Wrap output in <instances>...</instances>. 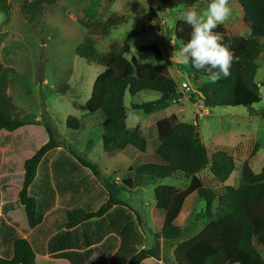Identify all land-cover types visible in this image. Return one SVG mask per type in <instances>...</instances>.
I'll return each mask as SVG.
<instances>
[{
	"label": "trees",
	"instance_id": "trees-1",
	"mask_svg": "<svg viewBox=\"0 0 264 264\" xmlns=\"http://www.w3.org/2000/svg\"><path fill=\"white\" fill-rule=\"evenodd\" d=\"M197 1L200 0H162V3L171 9L192 6ZM239 1L251 30L249 37L232 36L223 25L215 29L222 35V43L239 57L238 62L233 63L230 76L215 84L205 82L196 91L193 88L191 95L208 107L243 106L264 117V110L253 108L262 101L260 83L255 78L263 48L260 39L264 38V0ZM55 3V0H26L21 13L34 21ZM11 10L10 0H0V12L9 14ZM95 25L103 28V35L117 26L113 18L107 20L106 26ZM95 25L86 24L92 33H98ZM190 33V26L182 20L176 23L175 34L183 45L190 39ZM137 49L153 55L155 63L142 62L136 56L128 59V44H113L108 53L101 54L92 35L77 46L76 53L105 66L109 72L101 98L105 115L102 148L107 157L123 153L137 162L135 175L124 180L125 186L133 189L178 174L190 179L185 189L174 185L155 188L164 223L161 231L155 233L154 245L145 248L141 215L103 184L98 164L72 147H64V137L45 112L41 122L48 141L25 160L18 200L10 199L8 179H0V264H142L151 258L161 260V240L174 247V262L168 259L165 264H264L256 246V243L264 246V167L256 173L247 159L242 162L239 184H225L236 169L237 158L222 149L209 156L198 123L181 121L172 114L143 130L129 128L127 92L132 96L144 90L160 94L156 100L133 104L146 113L183 95L169 73L160 46L150 43ZM190 66L197 79L206 78L204 71L191 63ZM12 71L0 63L1 147L19 144L24 134L12 133L29 123L23 117L24 110L7 94ZM66 125L79 130L81 120L70 115ZM257 150L258 144L252 154ZM6 152H0V168L13 172L15 166L3 162ZM207 168L216 186L206 185L198 175ZM192 194L205 202V208L196 214L191 226L182 227L175 221ZM20 207L27 217V236L12 222L11 214ZM200 219H206V224L193 234Z\"/></svg>",
	"mask_w": 264,
	"mask_h": 264
},
{
	"label": "rangeland",
	"instance_id": "rangeland-1",
	"mask_svg": "<svg viewBox=\"0 0 264 264\" xmlns=\"http://www.w3.org/2000/svg\"><path fill=\"white\" fill-rule=\"evenodd\" d=\"M24 1L26 0H10L11 12H0V63L13 69L9 75L7 94L13 103L24 110L23 117L29 122L12 133L24 134V139L19 144L0 146L1 154L10 152L5 153L4 164L15 166L13 172L0 168V179L7 178L10 184L8 190L11 200H18L25 160L48 141V134L41 122V115L45 112L54 128L64 137V147L79 150L85 159L98 164L103 174V183L141 215L147 249L154 245L155 233L161 231L164 223V215L160 214L158 209L160 205H156L155 188L159 185H174L185 189L190 184L189 178L178 174L166 179L151 180L141 187L130 189L125 186L124 180L134 177L138 166L135 159L123 153L115 157L104 155L101 134L105 115L101 109V98L109 72L105 66L82 58L76 53L77 46L90 35L101 54L108 53L113 44H128L130 50L126 57L131 59L136 56L142 62L155 63V58L151 54L139 52L137 47L157 43L165 57L170 75L178 84V91L183 94L182 97L171 100L173 111L179 114L180 119L198 123L200 137L207 145L221 138L241 137L246 129H255L258 140L262 142L261 157L254 160L257 152H252L259 142L254 136H246V147L245 144L237 147L235 153L239 159V150L246 148L250 165L264 161V122L258 119L250 123L246 118L248 109L243 106L209 107L210 112L206 114L208 109L204 103L197 97L192 99L191 95L193 88L204 84L206 78L197 79L190 63L171 59L174 50L179 52L183 47L175 34L176 23L181 20L180 12L188 8L202 10L209 0H200L192 6L179 5L171 9L165 7L162 0H55L56 3L49 6V10L34 21H29V16L21 13ZM239 2L230 0L233 14L231 19L222 25L228 34L248 38L251 30L244 20V12ZM109 18H113L117 26L109 34L103 35V28H97L95 23L106 26ZM89 23L95 25L98 33H92L87 28L86 24ZM260 42L263 48L258 59L260 67L255 80L260 83L261 91L264 88L261 84L264 81V38L260 39ZM185 84L190 86V90ZM61 86L65 89H61ZM137 95L132 96L127 92L125 96V105L130 116L128 126L142 128L148 125V114L133 107V104L155 100L160 94L144 90L138 99L135 97ZM259 105L260 110H264V95L260 104L255 105L256 109ZM70 115L81 120L79 130L67 127L66 121ZM32 142H35V146ZM241 165H236L226 184H239ZM253 171L258 173V170ZM199 176L206 185L216 186L209 168ZM184 204L178 221L182 227L191 226L196 214L205 208V202L197 199L195 194L190 195ZM155 205L157 208L154 210ZM11 217L12 222L17 223L22 231L29 228L23 207L13 212ZM205 220H198L193 234L205 225ZM256 246L264 258V246L258 243ZM173 250L174 247H169L161 240V260L152 258L146 264H160L159 260L164 262L168 259L173 263Z\"/></svg>",
	"mask_w": 264,
	"mask_h": 264
},
{
	"label": "clouds",
	"instance_id": "clouds-1",
	"mask_svg": "<svg viewBox=\"0 0 264 264\" xmlns=\"http://www.w3.org/2000/svg\"><path fill=\"white\" fill-rule=\"evenodd\" d=\"M232 14L230 0H209L199 11L195 8L182 10L180 19L190 26V39L179 52L174 50L171 59L182 60L185 64L190 62L194 68L206 73V82L211 84L230 76L231 67L239 57L222 43L223 37L215 29L226 24ZM261 94L264 95V88Z\"/></svg>",
	"mask_w": 264,
	"mask_h": 264
},
{
	"label": "crops",
	"instance_id": "crops-1",
	"mask_svg": "<svg viewBox=\"0 0 264 264\" xmlns=\"http://www.w3.org/2000/svg\"><path fill=\"white\" fill-rule=\"evenodd\" d=\"M142 92V91H141ZM140 92V93H141ZM140 93H138V95L137 96H135L137 99H138V97H139V95H140ZM158 98V97H157ZM156 100V99H155ZM170 105V106H169ZM253 108H254V110H259V109H261V106L259 105V108L258 109H256V107H255V105L253 106ZM127 109V108H126ZM208 109V111H206L205 113L206 114H208L209 112H210V110H209V108H207ZM248 112H247V114H246V118L248 119V120H250V123H252L253 122V120H256V121H258V119H261L263 122H264V117L261 115V114H258V111H254V112H250L249 110H247ZM153 112V113H152ZM152 113V114H151ZM146 114H148V117H149V120H148V122H147V124L148 125H150V124H152V123H154V122H156V121H158V120H160V119H163V118H165V117H168V116H170V115H172V114H176L178 117H179V119H180V116H179V114L178 113H176L175 111H173V108H172V106H171V101H169V102H165V103H162V104H160L158 107H157V109L155 108L153 111H151L150 113H146ZM205 115V114H204ZM183 116V115H182ZM129 119H130V116H129V114H128V118H127V126H128V122H129ZM181 120V119H180ZM182 121V120H181ZM137 124V123H136ZM147 125V126H148ZM129 128H132V129H134V128H139V127H130V126H128ZM146 126H144V127H140L139 129H141V130H143L144 128H145ZM247 131L241 136V137H237V138H231V139H225V138H221V139H217L214 143H211L210 145H207V144H205L206 145V147H207V152H208V155L209 156H211L214 152H215V150H217V149H222V150H226L227 152H229L230 154H232L233 156H235L236 158H237V156H236V153H235V149L237 148V147H241L243 144H245V143H247L246 142V136H248V138H250V137H252V136H254L256 139H257V141H259L258 140V138H257V133L255 132V129H246ZM263 132H264V129L262 130ZM256 133V134H255ZM202 135V134H201ZM202 140H203V142H204V139L202 138ZM205 143V142H204ZM258 144H259V148H258V150H257V153H256V155H255V157H254V160L256 161L259 157H261V152L260 151H262V142L261 141H259L258 142ZM245 147H246V144H245ZM254 148V147H253ZM245 149V150H244ZM242 148L241 150H239V153H241L240 155H239V159L237 158V163H236V165L237 164H242V162L244 161V160H246V159H248V151H246V148ZM78 152H80L79 150H77ZM262 161V160H261ZM260 161V162H261ZM263 162V163H262ZM260 164H258V163H256L254 166L253 165H251V167L254 169V170H258V173L259 172H261V170H262V168L264 167V161H262ZM242 166V165H241ZM204 171V170H203ZM202 173V171L198 174V175H200ZM102 181H103V174H102ZM231 177V176H230ZM230 179V178H229ZM229 179L226 181V182H228L229 181ZM114 182H115V180H114ZM104 185H105V183H103ZM226 184V183H225ZM105 186H107L108 188H109V186L106 184ZM141 187V186H140ZM179 188V187H178ZM110 189V188H109ZM183 189V188H182ZM111 190V189H110ZM114 193V192H113ZM116 194V193H115ZM117 195V194H116ZM120 197V196H119ZM188 198V197H187ZM123 199V198H122ZM124 200V199H123ZM187 200V199H186ZM186 202V201H185ZM156 205H157V202H156ZM155 205V207H154V210L157 208V206ZM185 205V204H184ZM183 210H184V206H183V209H182V211L180 212V214H179V216L177 217V219H176V221H175V223L176 224H178V225H180L181 226V224L178 222L179 221V218H180V216H181V214H182V212H183ZM161 214V213H160ZM13 223H15L14 221H13ZM17 224V223H16ZM204 224H206V222L204 223ZM18 225V224H17ZM19 226V225H18ZM203 226H205V225H203ZM203 226L201 227V229L203 228ZM29 227V226H28ZM161 229H162V227H161ZM200 229V230H201ZM19 230H20V232L24 235V236H27V234H26V231H28L29 230V228L27 229V230H25V231H22L21 229H20V227H19ZM199 230V231H200ZM152 260V258L151 259H147V260H145L142 264H146V263H148L149 261H151ZM156 261H157V259H156ZM160 264H165L164 262H161L160 260L158 261Z\"/></svg>",
	"mask_w": 264,
	"mask_h": 264
},
{
	"label": "built area",
	"instance_id": "built-area-1",
	"mask_svg": "<svg viewBox=\"0 0 264 264\" xmlns=\"http://www.w3.org/2000/svg\"><path fill=\"white\" fill-rule=\"evenodd\" d=\"M185 87H188V89L190 90V86H188V84H185Z\"/></svg>",
	"mask_w": 264,
	"mask_h": 264
},
{
	"label": "water",
	"instance_id": "water-1",
	"mask_svg": "<svg viewBox=\"0 0 264 264\" xmlns=\"http://www.w3.org/2000/svg\"><path fill=\"white\" fill-rule=\"evenodd\" d=\"M195 91H196V89H195ZM208 107V106H207Z\"/></svg>",
	"mask_w": 264,
	"mask_h": 264
}]
</instances>
